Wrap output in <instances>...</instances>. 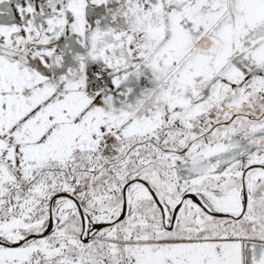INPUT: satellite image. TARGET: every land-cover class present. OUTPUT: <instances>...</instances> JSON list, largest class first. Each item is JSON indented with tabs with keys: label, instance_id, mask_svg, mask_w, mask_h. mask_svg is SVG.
Returning a JSON list of instances; mask_svg holds the SVG:
<instances>
[{
	"label": "snow or ice",
	"instance_id": "obj_1",
	"mask_svg": "<svg viewBox=\"0 0 264 264\" xmlns=\"http://www.w3.org/2000/svg\"><path fill=\"white\" fill-rule=\"evenodd\" d=\"M0 264H264V0H0Z\"/></svg>",
	"mask_w": 264,
	"mask_h": 264
}]
</instances>
